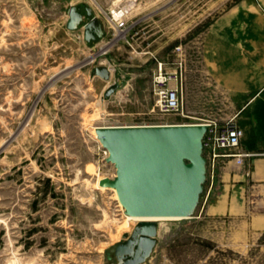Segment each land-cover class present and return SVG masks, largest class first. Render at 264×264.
<instances>
[{
  "label": "rangeland",
  "instance_id": "rangeland-1",
  "mask_svg": "<svg viewBox=\"0 0 264 264\" xmlns=\"http://www.w3.org/2000/svg\"><path fill=\"white\" fill-rule=\"evenodd\" d=\"M242 1L0 0V264H109L105 250L137 223L126 222L114 189L102 186L115 180L116 167L94 127L236 116L204 48L216 26L242 29L228 36L242 47L264 43V0H256L255 20H226ZM84 4L102 22L127 9L129 31L86 45L80 30L66 26L68 8ZM249 51L247 66L259 54ZM178 56L187 77L185 116L151 114L157 64ZM106 58L116 71L109 81L92 79V61ZM203 155L196 205L188 218L158 222L144 264H264V180L254 175L253 155L241 163L229 151L214 161Z\"/></svg>",
  "mask_w": 264,
  "mask_h": 264
},
{
  "label": "water",
  "instance_id": "water-1",
  "mask_svg": "<svg viewBox=\"0 0 264 264\" xmlns=\"http://www.w3.org/2000/svg\"><path fill=\"white\" fill-rule=\"evenodd\" d=\"M67 14L68 30L84 29L86 43L105 37L104 23L92 7L71 5ZM91 77L109 81L111 74L106 67L95 66ZM121 86L119 81L108 87L105 97L110 98ZM96 132L117 175L102 185L116 188L127 214L188 218L204 177V125H103ZM157 236V221H139L131 233L105 250L109 264H144L153 254Z\"/></svg>",
  "mask_w": 264,
  "mask_h": 264
},
{
  "label": "crops",
  "instance_id": "crops-1",
  "mask_svg": "<svg viewBox=\"0 0 264 264\" xmlns=\"http://www.w3.org/2000/svg\"><path fill=\"white\" fill-rule=\"evenodd\" d=\"M232 12L238 15L230 13L231 15L226 17V20L237 17L248 21L255 20L256 0H243ZM68 19L69 17L66 18V24ZM245 29L249 30L247 35H253L254 29L247 27L243 30ZM241 30L217 26L209 29V38L204 48V60L211 68L210 72L220 77L223 90L228 92L234 109L238 111L237 122L244 130L241 149L253 155L251 158L254 175L257 180H264V43H254V45L251 43L246 48L242 47L239 42L236 43L234 39L228 38L230 35H241ZM67 31L74 32L68 29ZM78 33L84 36V29H80ZM245 50L259 53L255 54L254 58L251 54L249 55L248 66ZM176 59L177 57L172 61ZM187 109L189 110L188 106ZM191 113L201 114L202 112Z\"/></svg>",
  "mask_w": 264,
  "mask_h": 264
},
{
  "label": "built area",
  "instance_id": "built-area-1",
  "mask_svg": "<svg viewBox=\"0 0 264 264\" xmlns=\"http://www.w3.org/2000/svg\"><path fill=\"white\" fill-rule=\"evenodd\" d=\"M131 1V0H129ZM127 9H119L105 16L104 27L105 36H124L129 31L126 23ZM100 43H106L104 37ZM103 48H100L102 50ZM182 48H178L181 51ZM98 59V58H97ZM92 61L93 66H104L110 74L116 71V65L108 58ZM185 60L178 56L175 61L161 62L157 64V68L153 74L152 92L155 103L151 108V114H178L185 116ZM116 83V82H115ZM206 127L203 137V153L209 154L207 159L214 161L219 157V151H229V156H233L239 163L244 159L251 157L252 154L242 151L241 141L244 137V130L237 122V117L233 116L222 121L216 119H207L201 123ZM103 153L110 156L109 151L99 142ZM116 178V173L114 175ZM118 207L123 211L124 206L117 200Z\"/></svg>",
  "mask_w": 264,
  "mask_h": 264
},
{
  "label": "bare ground",
  "instance_id": "bare-ground-1",
  "mask_svg": "<svg viewBox=\"0 0 264 264\" xmlns=\"http://www.w3.org/2000/svg\"><path fill=\"white\" fill-rule=\"evenodd\" d=\"M99 18V17H98ZM100 19V18H99ZM101 20V19H100ZM105 44V43H104ZM102 45H103V43H102ZM99 48H105V45L104 46H101V47H99ZM92 78V77H91ZM93 79V78H92ZM197 125L199 124V125H202L201 123H196ZM97 127L98 126H95L94 127V132H95V136H96V138L98 139V141L100 142V140H99V138H98V135H97V132H96V130H97ZM196 141H198V140H196ZM101 143V142H100ZM103 187H108V188H112V189H114V192H115V194H116V196L118 197V199H119V196H118V192H117V190H116V188H113V187H110V186H104V185H102ZM120 201V200H119ZM122 204V203H121ZM123 205V204H122ZM124 206V205H123ZM124 208H125V206H124ZM126 209V208H125ZM126 214H127V209H126ZM128 216H126V222L128 223V222H130L131 224H136V223H138L139 221H143V220H148V221H157V222H161V221H180V220H183V219H185V218H182V217H136V216H131V215H129V214H127ZM134 227V226H133Z\"/></svg>",
  "mask_w": 264,
  "mask_h": 264
}]
</instances>
